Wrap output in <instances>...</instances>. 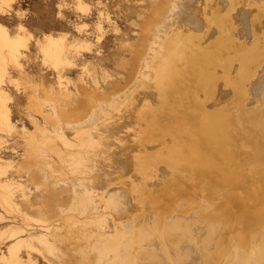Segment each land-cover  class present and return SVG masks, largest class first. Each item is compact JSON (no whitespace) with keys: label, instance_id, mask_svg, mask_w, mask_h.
<instances>
[{"label":"bare ground","instance_id":"6f19581e","mask_svg":"<svg viewBox=\"0 0 264 264\" xmlns=\"http://www.w3.org/2000/svg\"><path fill=\"white\" fill-rule=\"evenodd\" d=\"M223 2L171 0L165 5L160 20L148 29L137 84L127 94H119L118 88L113 99L93 96L87 109L74 113L51 102L53 112L44 114L38 104L45 125L29 140L27 170L37 190L52 198L32 224L35 232L25 237L24 228L12 231L10 237L18 240L0 264H33L38 253L43 257L39 264H215L214 255L224 251L225 264H264V182L257 188L252 181L264 178V0H228L226 9ZM241 21L253 22L255 32L236 37ZM24 37L0 26V63L5 62L6 49L12 62L19 60L20 49L30 40ZM226 38L230 45L224 42L220 54L211 56L212 47ZM42 49L46 62L63 68L67 57L56 37L50 36ZM187 70L193 76L191 110L163 111L159 102L164 92L180 88ZM5 72L0 64V79ZM216 84L235 92L231 106L213 102ZM2 90L0 86V131L9 132L14 125ZM169 160L202 183L240 188L248 206L241 213L245 221L237 217L233 227L218 222L202 234L204 212L196 202L185 210L190 216L181 213L174 219L170 214V219L165 216L169 212L162 216L161 209L152 207L137 218L133 184L145 179L152 185L151 166L165 175L163 162ZM12 185L0 181V199L7 211L20 212ZM17 186L30 199L32 189ZM253 197L260 203L253 204ZM247 219L249 231H260L253 234L254 241L232 234L231 246L224 248L218 242L220 230L241 231L244 239L242 223ZM22 247L28 250L26 259Z\"/></svg>","mask_w":264,"mask_h":264},{"label":"rangeland","instance_id":"374dc122","mask_svg":"<svg viewBox=\"0 0 264 264\" xmlns=\"http://www.w3.org/2000/svg\"><path fill=\"white\" fill-rule=\"evenodd\" d=\"M227 1L224 0L226 2L224 9L227 8ZM248 1L250 0H246ZM170 2L171 0H0V7H2L0 13L4 18L0 24L9 28L12 36L25 35L26 39H30L28 42L26 40V46H28L20 49L19 60L14 57L16 63L11 61L13 58L8 49L4 50L8 61L5 58V62L0 63L6 68L5 75L0 79V86L4 91L2 92L4 101L8 96L5 103L6 107L8 106L7 109L10 110L11 122L14 125L13 132L12 130L0 131V140L3 142L5 140L4 143L0 141V147H2L0 166L3 171H6V173H0V181L3 184L6 182L13 184L11 189L22 210L20 212L7 211L0 199V261L6 254H9L8 250L18 240V238L10 237L14 230L26 229L25 237L35 232L32 224L35 223L36 218L42 217L44 209L49 206L52 198L51 194L41 192V189L37 190L27 170L29 140L35 135L33 133L37 132L38 126L44 127L45 125L42 112L44 114L53 112L51 102L62 110L74 113L77 110L87 109L86 106L91 103L93 96L113 99V93L118 88L119 94H127L130 88L137 84L138 70L136 68L140 64V58L149 40L148 29L160 20V16L165 12L164 6H168ZM240 24L241 28L239 27L238 33H235L236 37L243 38L242 34L246 33V36H249L255 32L251 29L253 22L248 24L241 21ZM50 36L57 38L62 44L63 52L66 53H63L64 58L66 56L72 62L66 59L65 64H62L63 68L61 65L59 67L62 70L45 61L42 48ZM224 42H226L225 46L230 45L227 38L221 40L212 47L211 56L220 54L219 51L223 49ZM196 69L199 70L198 67ZM60 70L62 78L58 76ZM192 77L187 70L183 77L184 84L180 88L173 92H164V98H161L162 102L161 99L159 102L161 108H164L163 111L166 112L168 107L170 110L183 108L187 111L191 110L188 108V96ZM132 80L134 81L131 82ZM223 86L224 84L215 85L216 93L213 91L215 94H212V100L215 97L219 100L214 99L215 104L222 103L231 106L235 92L228 88L229 86ZM120 88L124 89V91L121 89L123 91L121 93ZM218 91H220V96H216V94L219 95ZM224 92L228 93L225 95ZM38 104H41L42 112H39ZM165 112L163 116L167 117L169 114ZM70 138L77 142V139L72 136ZM163 165L168 171L165 175H159L156 166H151L150 182L152 185L145 179L133 184V189L138 195V207L133 209L136 211L137 218L144 216L152 207L157 208L156 210L161 209L162 216L169 212L165 216L171 214L174 219L181 213L183 217L190 216V213L185 210L191 208L192 202H196L204 212L200 228L202 234H206L210 226L215 223L218 225V222L227 227H233V223L234 226L237 224L235 222L237 217L243 219L240 221H245L241 213L247 210L243 207L248 206L244 205L246 200H243L240 188L223 187L219 189L209 182L202 183L198 176L184 175L183 168L177 167L172 160L163 162ZM252 181L259 188L264 178L258 176ZM20 183L27 187V191L32 189L30 199L27 200L22 195V191L17 186ZM181 191L187 192L189 196L183 193L178 195ZM253 198L255 200L253 204L260 203L258 198ZM145 204L151 205L145 208ZM181 206L182 209H180ZM166 207L167 210H163ZM177 210L179 214H175ZM26 218L31 222V226L28 225ZM246 221L242 223L247 233L244 239H242L241 231L232 233L222 228L218 242L222 241L224 248L226 245L228 248L231 246L232 234H237L238 238L240 237L239 240L254 241L253 234L260 233V231H249L250 223L248 222L250 220ZM137 223L139 224L140 221L138 220ZM257 225H253L254 228ZM26 249L22 247L20 251L25 259L28 251ZM33 257V264H39L40 257L43 259L39 253ZM224 257L225 251L214 255L215 264H225ZM200 264L205 263L200 262Z\"/></svg>","mask_w":264,"mask_h":264}]
</instances>
